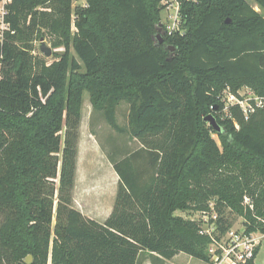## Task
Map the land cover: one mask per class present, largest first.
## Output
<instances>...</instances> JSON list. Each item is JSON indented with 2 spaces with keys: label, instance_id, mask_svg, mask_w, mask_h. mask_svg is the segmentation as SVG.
I'll list each match as a JSON object with an SVG mask.
<instances>
[{
  "label": "trees",
  "instance_id": "trees-1",
  "mask_svg": "<svg viewBox=\"0 0 264 264\" xmlns=\"http://www.w3.org/2000/svg\"><path fill=\"white\" fill-rule=\"evenodd\" d=\"M75 1L8 6L0 264L28 255L32 264H142L144 254L163 264L181 252L208 261L210 237L176 211L211 204L222 230L234 214L248 232H264V109L246 118L238 106L226 113L222 101L227 87L264 93V0H181L183 33L161 28L164 0ZM47 35L65 48L50 63L32 55ZM85 92L115 131L141 144L110 155L119 182L104 223L74 207ZM122 102L127 129L117 119ZM209 114L221 132L204 121Z\"/></svg>",
  "mask_w": 264,
  "mask_h": 264
},
{
  "label": "rangeland",
  "instance_id": "rangeland-1",
  "mask_svg": "<svg viewBox=\"0 0 264 264\" xmlns=\"http://www.w3.org/2000/svg\"><path fill=\"white\" fill-rule=\"evenodd\" d=\"M255 5L253 0H247ZM84 1H75L74 6L83 4ZM257 10H260L255 6ZM177 14L174 8H163L161 28L165 26L171 33ZM179 19V17H178ZM177 19L176 30L184 32L180 19ZM72 31L75 27L72 26ZM156 37L160 42L164 36L162 29H159ZM54 36L47 35L33 42L32 55L44 58L49 63L57 60L64 53L63 46H54ZM43 39V40H42ZM46 43L52 49V55L47 57L41 50L42 43ZM171 51L175 48L172 47ZM225 95V90L222 96ZM129 104L122 102L117 107V119L119 124L128 128L129 126ZM83 115L80 127V142L78 155L77 179L74 190V207L80 210L84 215L104 223L113 210L116 200L119 177L114 170L110 160V155L114 154L117 158L141 146L139 141L132 139L129 132L119 133L115 131L107 122L102 112L94 111L90 95L84 94ZM213 137L220 144L219 137L213 133ZM250 197V196H249ZM200 211H176V214L186 219L196 220L200 216ZM235 228L243 226V219L234 214L230 215ZM142 262L151 264L150 257L142 255ZM178 264H205L204 261L191 257L186 253H181L177 258ZM189 262V263H188ZM259 264H264V243L261 246L257 259ZM17 264V263H16ZM51 264V261H48Z\"/></svg>",
  "mask_w": 264,
  "mask_h": 264
},
{
  "label": "built area",
  "instance_id": "built-area-1",
  "mask_svg": "<svg viewBox=\"0 0 264 264\" xmlns=\"http://www.w3.org/2000/svg\"><path fill=\"white\" fill-rule=\"evenodd\" d=\"M15 0H0V38H3L5 31L10 29L7 21L9 15V5ZM181 0H164V9L174 8L177 14L175 24L171 30H176V23L179 17L181 22ZM178 19V20H179ZM172 31V32H173ZM225 104L224 111L227 113L232 106H238L246 118L258 109H264V93H257L250 87H243L237 92H233L230 87L225 89L222 96ZM245 204L254 207L251 197L246 196ZM200 216L196 221L200 227V233L210 237L211 241L207 247L208 261L205 264H251L256 262L257 251L264 243V232H248L246 227H232L222 230L219 225V217L211 204L209 211H200Z\"/></svg>",
  "mask_w": 264,
  "mask_h": 264
},
{
  "label": "water",
  "instance_id": "water-1",
  "mask_svg": "<svg viewBox=\"0 0 264 264\" xmlns=\"http://www.w3.org/2000/svg\"><path fill=\"white\" fill-rule=\"evenodd\" d=\"M170 49H173V48H170ZM41 50L47 57H50L52 55V49L49 46H47L46 43L44 42L41 45ZM204 121L208 123L209 125L213 126V128L217 132L222 131L220 124L218 123L216 117L213 114H209L208 116H206L204 118ZM32 263H33V256L28 255L23 261L19 262L18 264H32Z\"/></svg>",
  "mask_w": 264,
  "mask_h": 264
},
{
  "label": "crops",
  "instance_id": "crops-1",
  "mask_svg": "<svg viewBox=\"0 0 264 264\" xmlns=\"http://www.w3.org/2000/svg\"><path fill=\"white\" fill-rule=\"evenodd\" d=\"M260 249H261V247H260ZM181 253H184V252H181ZM181 253H178L177 255H175L173 258H171V259H164L163 261H164V263L163 264H178L177 263V258L180 256V254ZM259 253H260V250H259V252H258V254H257V257H256V263L257 264H259L258 262H257V259H258V256H259ZM146 256H148V257H150V262H151V264H154V262H153V257L151 256V255H149V254H145ZM189 255V254H188ZM191 256V255H190ZM192 257V256H191ZM194 258V257H193ZM189 263V262H188ZM142 264H145V261H143L142 262ZM156 264H161V262L158 260V259H156Z\"/></svg>",
  "mask_w": 264,
  "mask_h": 264
}]
</instances>
